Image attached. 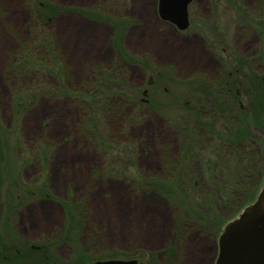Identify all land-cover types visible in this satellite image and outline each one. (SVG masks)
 <instances>
[{
	"label": "rangeland",
	"instance_id": "rangeland-1",
	"mask_svg": "<svg viewBox=\"0 0 264 264\" xmlns=\"http://www.w3.org/2000/svg\"><path fill=\"white\" fill-rule=\"evenodd\" d=\"M189 15L180 31L158 0H0V264H210L264 189L257 172L231 201L264 170V0ZM28 55L43 74L12 70ZM244 131L251 165L229 143ZM179 210L206 227L177 238Z\"/></svg>",
	"mask_w": 264,
	"mask_h": 264
},
{
	"label": "water",
	"instance_id": "water-1",
	"mask_svg": "<svg viewBox=\"0 0 264 264\" xmlns=\"http://www.w3.org/2000/svg\"><path fill=\"white\" fill-rule=\"evenodd\" d=\"M192 1L158 0L159 16L184 30L189 25L188 6ZM89 264H137V260H99ZM216 264H264V189L250 212L226 227L219 239Z\"/></svg>",
	"mask_w": 264,
	"mask_h": 264
},
{
	"label": "trees",
	"instance_id": "trees-1",
	"mask_svg": "<svg viewBox=\"0 0 264 264\" xmlns=\"http://www.w3.org/2000/svg\"><path fill=\"white\" fill-rule=\"evenodd\" d=\"M48 16H46V15H44V16H41V19H43L42 21H46L47 19H49V18H47ZM40 18V17H39ZM38 20V22L40 23V21H39V19H37ZM41 40H43L44 41V39H41ZM35 42H37V40L35 41ZM33 43V45H32V47L31 46H29V45H26L25 47H26V49L24 50V51H27V52H29L30 53V55H37V52H39V50H41V48L46 44V42H42V44H39L38 42L37 43ZM31 45V44H30ZM33 48V49H32ZM24 51H22V52H24ZM36 51V52H35ZM30 55H28V61H24L23 63L21 62H19L20 63V65L19 66H16V67H14V69H12V70H18L17 72H20L19 70H21V71H25L26 69H28V70H33V71H31V72H38V73H44L45 72V70H44V66H42L41 64H39V62H37L36 61V63H35V61L34 60H31L33 57L32 56H30ZM38 56V55H37ZM11 71V70H10ZM12 72V71H11ZM21 73V72H20ZM233 88V87H232ZM232 91V90H231ZM233 91L235 92V96H236V98H234L235 100H232L233 101V103H234V105H237V103H238V100H240L239 99V92H238V90L236 89V88H234L233 89ZM232 91V92H233ZM241 104H242V102H241ZM243 106V104L241 105V107ZM200 116H201V114H200V112L199 111H197L195 114H194V116L192 117V119H191V123H190V127H189V129L188 130H186V125H184L183 124V126L182 127H184L182 130H183V132H182V135L181 136H185V137H190L191 139H188V138H186L185 139V142H187V143H189V142H191V140L192 139H194L195 137H196V135L195 134H193L192 132H191V130L193 129V128H191V126H196V124H197V122L199 123H202V121L203 120H200ZM194 121H196V123H194ZM209 121H208V119H207V122H206V124L208 123ZM210 128H212L211 127V125H210ZM246 130V129H245ZM203 131V130H202ZM204 131H207V129L206 130H204ZM250 135L249 134V132H246L245 133V131L243 132V134L242 135H238L237 136V138L235 137V142H234V139H233V141H231V140H229V143L232 145V146H234L235 147V149L237 150L238 148L236 147V146H238V144H241V145H245V149H244V151L243 150H240V152H238V150H237V153H238V155H242L241 157H243V158H246L247 160H246V162H247V164L249 163L250 164V160L252 159L253 160V156L251 155L252 154V150H251V148H256V149H258V143L254 140V141H251L252 139H251V137H249L248 135ZM245 137H247L245 140H244V138ZM247 140V141H246ZM250 141V142H249ZM237 142V143H236ZM190 145V144H189ZM239 147V146H238ZM243 147V146H242ZM248 151H249V155H248ZM256 151H258V150H256ZM259 152V151H258ZM236 153V152H235ZM237 155V156H238ZM263 155H264V153H263ZM263 155H262V157H263ZM246 164V165H247ZM258 164V163H257ZM251 165V164H250ZM242 168V167H241ZM252 169V168H251ZM254 169V168H253ZM249 170V169H247V166H246V168L245 169H243V170H241V171H243L242 172V176L240 177V178H237V179H235L234 181L236 182V184L237 185H241L242 184V186H243V183H244V181H246V182H248V181H250V183H252V182H254V183H252V184H250L251 185V187L250 188H247L246 190H241L240 192H236L237 193V195L236 194H234L232 197V199H231V201H234V202H236L237 203V201H239V198H241V195H243V194H245V195H249V194H251V192L253 191V189H256L255 187H257V184H256V177L255 178H253L254 176H255V173H257V172H259V174H261V175H264V170L260 167V165L258 164L257 165V168H255V171L254 170ZM245 170V171H244ZM251 172V173H250ZM244 176V177H243ZM249 183V182H248ZM233 189H235L234 187H233ZM235 191V190H234ZM234 191L232 192V193H234ZM44 194H47V192L46 191H41V193H40V196L41 197H44ZM40 197V198H41ZM182 202V201H181ZM181 202H179L180 204H181ZM173 202H171V204H172ZM243 204V203H242ZM242 204H240V206H242ZM227 208H232V206H230V207H227ZM226 208V209H227ZM225 212V210L224 209H222L221 208V210H220V214L218 215V216H222L223 215V213L222 212ZM197 216V215H196ZM196 216H189L188 217V215L186 216V215H184L183 213H181V210H179V213L177 214V217H176V219H175V221H176V226H175V232H176V235H177V238H179V239H181L184 235H186V233L188 232V231H190L191 229H193V228H195V227H199L200 229H204L205 227H206V225L207 224H205L204 223V221L203 220H201L202 222H200V221H198L197 220V218H196ZM215 217V216H214ZM216 218V217H215Z\"/></svg>",
	"mask_w": 264,
	"mask_h": 264
},
{
	"label": "flooded vegetation",
	"instance_id": "flooded-vegetation-1",
	"mask_svg": "<svg viewBox=\"0 0 264 264\" xmlns=\"http://www.w3.org/2000/svg\"><path fill=\"white\" fill-rule=\"evenodd\" d=\"M246 212H250V210L248 209V206H246L243 210H242V212L240 213V215L241 216H243V215H245V213ZM238 217H236V219H237ZM235 219V218H234ZM232 220H230L228 223H230ZM227 225V224H226ZM225 225V226H226ZM221 233L222 232H220V234H219V236L221 235ZM212 234H214V235H216V233H214V232H212ZM219 236L216 238V236H215V238H214V245H215V254H214V257L212 258V260L210 261V264H216V258H217V254H218V240H219ZM111 259H113V258H111ZM116 259H124V258H116ZM128 260H130V259H136L137 260V264H139L140 263V261H139V259H137V258H127ZM94 262V261H93Z\"/></svg>",
	"mask_w": 264,
	"mask_h": 264
}]
</instances>
